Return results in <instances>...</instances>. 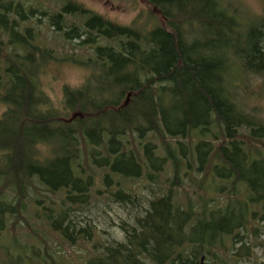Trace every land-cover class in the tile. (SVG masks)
I'll list each match as a JSON object with an SVG mask.
<instances>
[{
  "label": "trees",
  "instance_id": "trees-1",
  "mask_svg": "<svg viewBox=\"0 0 264 264\" xmlns=\"http://www.w3.org/2000/svg\"><path fill=\"white\" fill-rule=\"evenodd\" d=\"M145 2L166 27L117 25L72 2L48 13L58 35L93 52L86 62L69 58L91 73L80 88L64 89L56 112L39 84L53 52L34 46V29L23 28L40 11L0 0V189L13 195L9 201L0 191V232L38 187L62 198L43 211L38 202L37 218L69 242L92 240L94 222L80 210L105 195L127 207L129 222L119 226L125 239L88 264H201L203 257L205 264H239L253 253L251 239L264 236L254 226L264 219V153L247 147H263L264 126L234 102L231 72L234 65L264 72V19L244 28L222 0ZM64 14L84 23L69 28ZM40 145L51 146L53 156L40 159ZM168 165L174 177L163 188L160 175ZM95 171L107 173L103 193L95 191ZM180 172H207L204 179L213 180L200 188L228 192L229 203L211 210L203 198L197 211L192 203L183 209L174 196L183 185ZM143 178L151 195L144 204L120 188ZM239 186L248 194L234 200ZM229 239L232 248L225 246Z\"/></svg>",
  "mask_w": 264,
  "mask_h": 264
},
{
  "label": "rangeland",
  "instance_id": "rangeland-1",
  "mask_svg": "<svg viewBox=\"0 0 264 264\" xmlns=\"http://www.w3.org/2000/svg\"><path fill=\"white\" fill-rule=\"evenodd\" d=\"M22 2L26 11L36 10L38 13L31 18L30 23L23 24L24 27L34 29L36 39L34 46L41 49H47L53 52L54 61H48L43 73L39 78V84L43 94L51 102L54 110L60 111L63 108L64 89H78L89 77L91 71L80 63L69 58L79 60L81 63L86 62L93 57V52L89 47L79 46V41L67 42L61 35L56 33V28L49 25V14L51 15L61 12L65 2H72L80 5L103 17L104 19L121 26H133L150 31L157 26L166 27V22L162 15L151 8L145 0H9ZM230 12L236 16L244 28L264 19V0H222ZM69 3L65 5L67 7ZM47 12L46 15H42ZM65 24L70 28L74 24L80 25V18L73 15H65ZM21 21V20H18ZM22 23V22H21ZM5 36L3 42L6 43ZM8 47L5 50L4 58L8 57L12 51ZM232 85L230 88L231 96L239 107V110L252 119L256 124L264 126V72L261 74H253L245 72L240 65H234L231 72ZM0 76H3L0 72ZM5 112V107L0 104V117ZM64 121L68 120L66 117ZM71 118V117H70ZM63 121V122H64ZM243 132V130H241ZM198 141L193 138V141ZM177 143V141H173ZM158 146H162L156 142ZM248 148H260L264 153V145L261 147L256 142H247ZM250 150V149H249ZM251 151V150H250ZM254 151V150H253ZM36 152L42 160L51 158L53 155L52 147L40 145ZM252 152V151H251ZM161 157H165L164 149L161 150ZM3 157L0 155V160ZM198 166V164H197ZM6 173V172H5ZM97 179V187L95 191L105 190L103 178L106 172H92ZM187 173V177L185 176ZM207 172H180L183 180L182 188L174 191L176 204L187 209L190 203L193 204L194 211H197L202 203L201 199L210 201V209L223 208L229 203L227 193L219 194L216 192H203L200 186H206L212 179L209 177L204 179ZM174 177L171 165H168L165 171L160 175V187L166 188L168 182ZM213 180V179H212ZM117 185V181L114 180ZM144 178L137 181H122L120 188L124 191L136 195L143 204L151 199L148 191L144 189ZM218 183L217 185H221ZM35 187L38 186L34 180ZM40 189L42 190L41 193ZM110 190V189H109ZM7 197V200L13 199L10 190L0 189ZM95 191L93 193H95ZM110 191L116 192L115 189ZM166 190L165 192H167ZM164 192V193H165ZM247 190L243 186L237 187L236 199L241 200L247 195ZM62 198L61 193L57 195L48 194L42 188H36L30 191L28 205L25 210H21L14 216L6 219V227L0 232V264H88L92 259L102 256L103 250L111 245L114 241L123 243L125 239L124 232L120 229L123 222H129V216L126 212L127 207L113 202L111 198L105 195L95 197L90 202L91 205L87 210L81 209L80 216H87L94 222L92 240L86 237H77L74 242H69L54 232L40 218L36 217L38 213V202L42 208H51L53 204H59ZM214 200V201H213ZM37 202V203H36ZM108 205V206H107ZM43 211V209H42ZM41 211V212H42ZM88 211V214H87ZM42 215V214H41ZM259 216H263L259 213ZM260 230H264V219L254 224ZM253 253L245 259H240L239 264H264V236L260 241L251 239ZM225 246L232 248L231 240L225 241ZM236 249L240 245L234 246ZM97 248V250H96ZM221 259H224L223 253H218ZM207 264H209L207 262Z\"/></svg>",
  "mask_w": 264,
  "mask_h": 264
},
{
  "label": "water",
  "instance_id": "water-1",
  "mask_svg": "<svg viewBox=\"0 0 264 264\" xmlns=\"http://www.w3.org/2000/svg\"><path fill=\"white\" fill-rule=\"evenodd\" d=\"M201 264H205V258L204 257L201 259Z\"/></svg>",
  "mask_w": 264,
  "mask_h": 264
}]
</instances>
